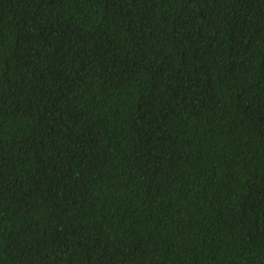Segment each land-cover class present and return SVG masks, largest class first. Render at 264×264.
I'll return each mask as SVG.
<instances>
[{
    "label": "trees",
    "instance_id": "16d2710c",
    "mask_svg": "<svg viewBox=\"0 0 264 264\" xmlns=\"http://www.w3.org/2000/svg\"><path fill=\"white\" fill-rule=\"evenodd\" d=\"M0 264H264V0H0Z\"/></svg>",
    "mask_w": 264,
    "mask_h": 264
}]
</instances>
